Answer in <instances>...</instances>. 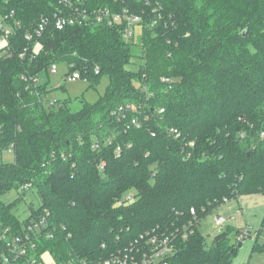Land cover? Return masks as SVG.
I'll list each match as a JSON object with an SVG mask.
<instances>
[{
    "label": "trees",
    "instance_id": "1",
    "mask_svg": "<svg viewBox=\"0 0 264 264\" xmlns=\"http://www.w3.org/2000/svg\"><path fill=\"white\" fill-rule=\"evenodd\" d=\"M90 3L143 15L138 41L103 25L57 30L55 1L0 0L12 28L0 49V152L14 154L0 165V256H9L4 230L25 235L44 219L33 248L9 264H98L147 232L186 225L194 232L172 264H233L240 229L226 226L208 245L199 224L225 200L264 194V0ZM54 64L91 87L106 77L104 94L76 111L66 99L44 105L45 84L23 77ZM125 103L145 105L141 128L114 117ZM12 190L20 196L1 199ZM29 190L37 202L21 219L14 210Z\"/></svg>",
    "mask_w": 264,
    "mask_h": 264
},
{
    "label": "built area",
    "instance_id": "2",
    "mask_svg": "<svg viewBox=\"0 0 264 264\" xmlns=\"http://www.w3.org/2000/svg\"><path fill=\"white\" fill-rule=\"evenodd\" d=\"M59 4L58 12L54 15L55 28L57 30H62L68 26L72 25H103L106 27H112L117 29L121 37L127 41H135L139 38L138 35L142 32L143 27V15L134 13L131 9L122 8L115 9L109 8L107 6L92 7L91 0H51ZM136 2L145 1L147 3L150 0H134ZM124 2V0H122ZM114 4H118V0H114ZM159 18L153 19L151 26L154 27L158 25ZM46 24V20L42 19L39 24L36 33L39 35L43 31V26ZM11 25L7 23L6 17L3 21H0V28L3 29V34L0 38V42L5 40L7 36L12 32ZM14 26H19L18 22L14 23ZM27 39H31V35L26 36ZM23 57V54L20 55ZM50 73L56 72V64L49 68ZM65 81L73 82L75 80L81 79L79 72H68L65 74ZM24 81H28L33 85V88H38L43 85V81L39 77H23ZM160 81L164 84L171 83L173 80L167 77H161ZM146 90V87H143ZM149 97L145 96L144 102H147ZM46 106H56V101L45 102ZM145 107L142 103H125L120 105L114 112L113 115L118 121H127L126 129H139L142 124L137 117ZM158 114L163 113V109H158ZM147 118V117H146ZM171 132L178 137V131L172 130ZM260 138H264V131L261 132ZM120 151V148H117ZM29 185L23 186L26 190ZM130 199V196L126 198ZM228 201H224V204ZM191 215H195L194 209L190 210ZM214 223L216 226L222 227L226 220L221 216H216L214 218ZM40 225H44V219L33 224V226L28 227V233L25 235H13L8 236L7 230L3 231L2 238L6 241L7 250L9 251V256H23L27 248H33L34 243L31 241V235L37 236L36 234ZM264 231V227L261 229ZM194 230L191 225H186L182 228V232L176 230L175 232H167L160 230L159 228L153 232H147L142 235L141 239L131 245L129 248L118 251L111 254L110 256L102 259L98 264H172L171 260L175 257L177 246L176 242L187 239V236L193 233ZM259 234V233H258ZM256 234L255 238H258ZM251 237V230L249 228L241 229L240 233L237 235L236 240H245ZM30 246V247H27ZM9 256H0V264H9Z\"/></svg>",
    "mask_w": 264,
    "mask_h": 264
},
{
    "label": "rangeland",
    "instance_id": "3",
    "mask_svg": "<svg viewBox=\"0 0 264 264\" xmlns=\"http://www.w3.org/2000/svg\"><path fill=\"white\" fill-rule=\"evenodd\" d=\"M153 20L148 23L151 26ZM148 26V27H149ZM149 27V28H155ZM141 36V35H138ZM139 39V38H138ZM138 39L136 41H138ZM5 41L0 42V49L4 48ZM37 50V48H36ZM1 55V54H0ZM140 62L139 58H134L133 62L128 66L129 69H135L136 65ZM67 66L65 64H56L55 73H42L40 75L41 80L45 84L46 93L43 98L45 102L68 100L69 106L73 111L80 109L81 101L89 103L95 102L105 92V88L108 84V79L103 77L100 83L96 87H91L86 79H78L73 82L65 81V74L67 73ZM14 162L13 151L8 149L0 152V165L10 164ZM21 192L12 190L1 197L2 200H12L20 196ZM37 198L35 197L33 190H29L26 196L18 203L14 210V213L24 219L28 216L29 205L36 204ZM221 216L226 220V223L222 226H216L214 218ZM264 220V194L258 195H246L238 198L237 200H230L225 204L219 206V208L207 215L199 224V230L204 236L207 244L209 245L213 238L219 234L223 228L229 226L234 229L251 230V237L241 241V246L238 247L237 253L233 258V264H264V249L259 251H253L252 247L256 242L264 246V231H262V222ZM259 233V234H258ZM258 234V238H255ZM234 236L231 235V241H234ZM176 246L178 242L175 243ZM176 253H178V248ZM51 264L50 261H47Z\"/></svg>",
    "mask_w": 264,
    "mask_h": 264
},
{
    "label": "water",
    "instance_id": "4",
    "mask_svg": "<svg viewBox=\"0 0 264 264\" xmlns=\"http://www.w3.org/2000/svg\"><path fill=\"white\" fill-rule=\"evenodd\" d=\"M238 246L240 247L241 244H239ZM175 257H180V254H179V253H176V254H175Z\"/></svg>",
    "mask_w": 264,
    "mask_h": 264
},
{
    "label": "crops",
    "instance_id": "5",
    "mask_svg": "<svg viewBox=\"0 0 264 264\" xmlns=\"http://www.w3.org/2000/svg\"><path fill=\"white\" fill-rule=\"evenodd\" d=\"M46 261H50V258L48 257V258H46ZM48 263V262H47ZM52 264V263H51Z\"/></svg>",
    "mask_w": 264,
    "mask_h": 264
}]
</instances>
